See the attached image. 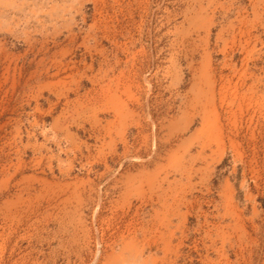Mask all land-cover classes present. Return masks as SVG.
<instances>
[{"label": "rangeland", "instance_id": "rangeland-1", "mask_svg": "<svg viewBox=\"0 0 264 264\" xmlns=\"http://www.w3.org/2000/svg\"><path fill=\"white\" fill-rule=\"evenodd\" d=\"M0 264H264V0H0Z\"/></svg>", "mask_w": 264, "mask_h": 264}]
</instances>
